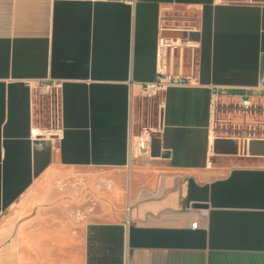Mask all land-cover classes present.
I'll list each match as a JSON object with an SVG mask.
<instances>
[{
  "label": "crops",
  "instance_id": "0c3cea01",
  "mask_svg": "<svg viewBox=\"0 0 264 264\" xmlns=\"http://www.w3.org/2000/svg\"><path fill=\"white\" fill-rule=\"evenodd\" d=\"M177 27L200 83L147 99ZM263 74V0H0V264H264Z\"/></svg>",
  "mask_w": 264,
  "mask_h": 264
},
{
  "label": "built area",
  "instance_id": "2783aa9c",
  "mask_svg": "<svg viewBox=\"0 0 264 264\" xmlns=\"http://www.w3.org/2000/svg\"><path fill=\"white\" fill-rule=\"evenodd\" d=\"M170 31L181 30L182 28L169 29ZM197 43L193 40L184 37H174L161 35L158 41V70L156 79L152 82H147L143 85V95L147 99H152L158 96L169 85H194L199 84V76L197 73L196 47ZM31 88L37 89L40 95L47 98L50 105V121L51 127L43 130L35 127L32 129L31 137L40 139L47 136H56L62 130L58 127L59 116V93L61 90V82L29 81ZM261 89H264V74L261 77ZM219 93L216 90L212 91L211 108H215V102ZM241 107L243 111H250L253 108V103L250 97L242 98ZM161 131L160 126L148 127L142 129L135 140L139 150L146 152L149 149L150 142ZM213 143V139L211 140Z\"/></svg>",
  "mask_w": 264,
  "mask_h": 264
},
{
  "label": "water",
  "instance_id": "95a60500",
  "mask_svg": "<svg viewBox=\"0 0 264 264\" xmlns=\"http://www.w3.org/2000/svg\"><path fill=\"white\" fill-rule=\"evenodd\" d=\"M233 1H248V0H233ZM252 1H260V0H252ZM264 1V0H263ZM169 34H175V33H169ZM177 37H185V32L184 31H181V30H177ZM259 144H264V141L263 140H258V139H254V140H251L249 142V151L251 154H257L253 151V148ZM261 154H264V153H261ZM50 155H51V152L48 151L47 152V156L44 158V162H41V158L39 155H37V163H36V169H35V175L38 176L42 171L43 169H45V167L49 164L50 162Z\"/></svg>",
  "mask_w": 264,
  "mask_h": 264
},
{
  "label": "rangeland",
  "instance_id": "374dc122",
  "mask_svg": "<svg viewBox=\"0 0 264 264\" xmlns=\"http://www.w3.org/2000/svg\"><path fill=\"white\" fill-rule=\"evenodd\" d=\"M47 105H48V110L46 111V113H47V116L50 118L49 101H47ZM46 109H47V106H46ZM101 173L103 174V172L101 171H80L79 173H69V175H66V176H62V175L53 176L51 179L59 180V181L60 180H64V181L71 180L72 182L75 183L81 177H84V179L93 182L98 177V175Z\"/></svg>",
  "mask_w": 264,
  "mask_h": 264
}]
</instances>
